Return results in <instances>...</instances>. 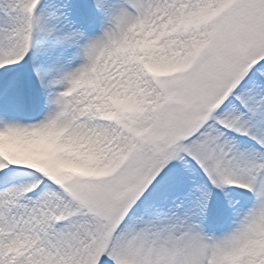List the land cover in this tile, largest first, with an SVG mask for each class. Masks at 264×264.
Returning <instances> with one entry per match:
<instances>
[{
  "label": "snow or ice",
  "instance_id": "1",
  "mask_svg": "<svg viewBox=\"0 0 264 264\" xmlns=\"http://www.w3.org/2000/svg\"><path fill=\"white\" fill-rule=\"evenodd\" d=\"M0 264H264V0H0Z\"/></svg>",
  "mask_w": 264,
  "mask_h": 264
}]
</instances>
